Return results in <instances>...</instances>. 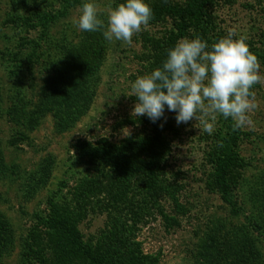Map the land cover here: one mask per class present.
Here are the masks:
<instances>
[{
    "label": "rangeland",
    "instance_id": "1",
    "mask_svg": "<svg viewBox=\"0 0 264 264\" xmlns=\"http://www.w3.org/2000/svg\"><path fill=\"white\" fill-rule=\"evenodd\" d=\"M84 2L0 0V264H28L29 232L37 216L58 203L79 207L71 214L87 247L112 243L106 225L114 205L95 187L111 162L92 157L83 143L106 139L132 149L142 162L153 152L143 141L158 134L168 143L166 190L142 203L143 177H136L127 199L132 203L122 206L141 213L135 223L124 212L121 222L129 219L145 264H264V83L253 86L256 107L241 128L234 187L224 194L213 183L222 116L209 135L195 118L178 125L167 108L155 123L133 113L131 85L160 67L179 19L152 18L131 45L108 42L101 31L78 30ZM122 2L95 0L105 23ZM229 31L247 37L264 76V0H217L200 28L178 33L175 44L196 34L211 46Z\"/></svg>",
    "mask_w": 264,
    "mask_h": 264
},
{
    "label": "clouds",
    "instance_id": "2",
    "mask_svg": "<svg viewBox=\"0 0 264 264\" xmlns=\"http://www.w3.org/2000/svg\"><path fill=\"white\" fill-rule=\"evenodd\" d=\"M102 15L95 0H86L75 24L80 31H101L108 42L131 45L133 36L147 28L153 10L149 0H123L107 13L106 23ZM261 71L245 35L229 31L209 46L193 34L168 50L161 67L132 83L137 98L133 113L155 123L167 108L176 114L178 125L195 118L201 121L200 132L209 135L217 116L231 118L234 127L244 128L256 107L253 86L264 83Z\"/></svg>",
    "mask_w": 264,
    "mask_h": 264
},
{
    "label": "trees",
    "instance_id": "3",
    "mask_svg": "<svg viewBox=\"0 0 264 264\" xmlns=\"http://www.w3.org/2000/svg\"><path fill=\"white\" fill-rule=\"evenodd\" d=\"M215 1L217 0H190L185 6L159 7L152 4L150 6L153 10V18H160L163 14L177 17L179 19L177 29L181 34L188 28H200L207 8ZM178 33L173 31L163 48L160 67L167 57L168 50L175 46ZM224 120L225 134L220 140L219 154L215 156L216 167L213 183L214 187H218L225 194L232 190L235 183L236 176L232 168L237 157L236 148L241 128L234 127V121L231 118H224ZM159 137L158 134L155 137L145 138L143 143H151L147 146L151 147L153 152H150L149 159L142 162L136 161L137 155L132 154V149L124 148L106 139L99 140L95 145L83 143L81 149L92 157L107 158L111 162V167L105 172V180L97 179L95 187H98L99 191H104L108 196L104 199L114 205L113 209L108 210L109 223L106 225L114 241L103 248L87 247L76 228L75 217L71 214L72 209L79 207L76 205L71 207L70 204L64 206L58 203L51 206L48 215L37 216V223L31 228L25 245L27 263L55 264L56 261L60 264H145L144 256L139 250V242L135 240V234H132L134 230L128 226L129 219L121 222L124 212L130 218L129 221L135 223H138L140 218L142 219L141 213L135 212L132 208L122 211V206L132 203L127 199L130 194V185L136 177H143L144 189H141L145 191V194L142 195V203L149 202V199H157L158 193L166 190V183L163 179L166 168L163 161L166 158L168 143ZM77 201L76 199L75 203ZM52 244L53 252L46 250V246Z\"/></svg>",
    "mask_w": 264,
    "mask_h": 264
}]
</instances>
